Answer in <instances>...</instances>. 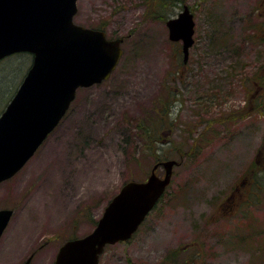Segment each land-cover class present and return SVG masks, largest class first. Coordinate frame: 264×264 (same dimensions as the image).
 <instances>
[{"label": "rangeland", "instance_id": "rangeland-1", "mask_svg": "<svg viewBox=\"0 0 264 264\" xmlns=\"http://www.w3.org/2000/svg\"><path fill=\"white\" fill-rule=\"evenodd\" d=\"M155 4L77 0L73 21L122 38V54L107 79L77 89L34 154L0 182V209H12L0 264L29 256V264H54L59 247L88 234L125 182L145 180L165 159L178 163L164 194L98 264H180L194 255L198 264H264V186L251 180L253 162L264 170V0ZM183 5L194 16L185 61L166 25ZM31 61L29 53L0 60V113ZM167 88L175 89L173 116L149 119Z\"/></svg>", "mask_w": 264, "mask_h": 264}, {"label": "water", "instance_id": "water-1", "mask_svg": "<svg viewBox=\"0 0 264 264\" xmlns=\"http://www.w3.org/2000/svg\"><path fill=\"white\" fill-rule=\"evenodd\" d=\"M77 0H0V59L32 54L31 65L0 113V181L9 178L58 124L79 86L107 79L122 54V38L73 21ZM168 37L182 43L183 60L193 43L194 18L188 5L166 20ZM178 162L155 163L145 180L125 182L107 202L94 228L66 240L54 264H98L105 245L127 240L168 186ZM162 165V177L156 168ZM12 209H0V236ZM31 256L21 264H29Z\"/></svg>", "mask_w": 264, "mask_h": 264}, {"label": "trees", "instance_id": "trees-1", "mask_svg": "<svg viewBox=\"0 0 264 264\" xmlns=\"http://www.w3.org/2000/svg\"><path fill=\"white\" fill-rule=\"evenodd\" d=\"M170 0H156V4L158 5H161L163 6L164 4H166L167 2H169ZM155 4V5H156ZM159 16L163 17V15H161L159 13ZM263 33V36L261 35L260 36V40H264V29L261 30ZM24 52H20V54H22ZM19 54V53H17ZM9 57V56H7ZM5 58V57H4ZM177 73H180L179 72V69L176 70ZM177 77V75H176ZM179 79H180V75H178ZM170 87V85L168 86ZM174 95H175V89L174 90H170L167 88V90L163 93V94H159V96L156 98L157 99V103L154 104V107L152 108L151 112L149 113V119L151 118L152 115H156V117H161V118H164V117H169L171 118L173 116V110H174V104H175V99H174ZM260 100L261 98L259 99V101L257 100L255 103L260 105ZM156 117H155V121H152L153 124H158L159 122L156 120ZM142 123V122H141ZM141 129H142V132L144 134V136L146 137H149V135H151L150 133V130H149V126L148 124L146 125L145 123L140 125ZM252 167H253V170L255 171L253 174L251 173V180L253 182V184L256 186L255 189H259L261 186H264V183H262V179H261V176H262V173L264 174V170L261 171V169H256L257 167V164L256 162H253L252 163ZM251 169H249L250 171ZM258 174L260 177H258ZM249 190L251 191L252 195L251 197H248V198H253L254 197H257V200L256 202L259 201V196L258 194L256 193V191H254L253 189H250ZM249 191V192H250ZM176 253V251L174 250V253L172 255H174ZM190 261L189 262L187 259H184L182 262H180V264H198L196 263L197 259L195 258V255L194 257H191L190 258Z\"/></svg>", "mask_w": 264, "mask_h": 264}, {"label": "flooded vegetation", "instance_id": "flooded-vegetation-1", "mask_svg": "<svg viewBox=\"0 0 264 264\" xmlns=\"http://www.w3.org/2000/svg\"><path fill=\"white\" fill-rule=\"evenodd\" d=\"M157 168H158V167H157ZM157 168H156V169H157Z\"/></svg>", "mask_w": 264, "mask_h": 264}]
</instances>
